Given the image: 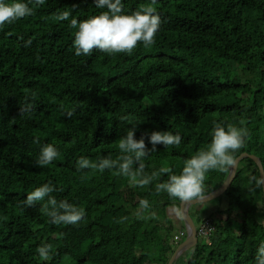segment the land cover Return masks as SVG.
Instances as JSON below:
<instances>
[{
    "label": "trees",
    "instance_id": "16d2710c",
    "mask_svg": "<svg viewBox=\"0 0 264 264\" xmlns=\"http://www.w3.org/2000/svg\"><path fill=\"white\" fill-rule=\"evenodd\" d=\"M150 3L122 0L123 14ZM154 7L162 19L156 43L131 55H75L70 20L107 11L94 0H46L33 16L0 30V264H167L177 246L173 235L185 237L180 201L155 194L167 175L140 188L115 170L77 171L80 157L117 159L119 139L133 126L149 149L152 132L182 137L179 147L157 145L142 161L148 174L170 168L179 175L211 143L215 123L246 128V147L235 156L253 155L264 170V0H157ZM65 10L70 19H56ZM26 98L34 107L21 115ZM47 144L60 155L39 167ZM228 173L209 172L207 194ZM258 180L255 163L243 158L216 208L190 207L211 208L199 225L209 219L214 231L209 244L197 239L174 264H255L264 243ZM49 181L58 189L53 197L85 210L78 225L53 224L41 212L47 198L23 205ZM142 199L149 210H140ZM42 244L52 245L47 261L36 251Z\"/></svg>",
    "mask_w": 264,
    "mask_h": 264
},
{
    "label": "clouds",
    "instance_id": "9594fccd",
    "mask_svg": "<svg viewBox=\"0 0 264 264\" xmlns=\"http://www.w3.org/2000/svg\"><path fill=\"white\" fill-rule=\"evenodd\" d=\"M45 3L46 0H28L27 3L19 0L6 3L5 0H0V30L6 25L33 16L35 8ZM94 3L97 8L107 11L80 22L75 18L70 20L69 27L76 29L74 35L76 56L92 55L94 50L109 56L131 55L140 44L145 48L155 45L162 27L161 16L154 7L157 0H151L149 5L132 14H123L122 0H94ZM71 16L72 12L65 10L58 12L56 19L68 21ZM30 43L31 41H28V44ZM34 98L33 96L32 99ZM33 107V104L27 103L26 98L25 105L20 106V114L31 112ZM72 115L73 113H68L69 117ZM240 124L242 125L243 121H240ZM248 137L249 133L244 127L232 123H228L225 127L222 123H215L211 143L206 149H201L187 159L179 175L173 174L170 168H161L148 174L142 161L157 151V145H164L166 149L171 146L179 147L182 137L172 132H152L148 136V141L152 145L149 149L144 137L139 140L135 138V126H133L127 131L126 136L119 139L118 147L121 155L117 159L108 156L96 163L89 158L80 157L77 161V171L91 169L102 174L105 170H115V175L128 178L130 186L140 188L157 181L161 174H166L167 180L155 184V194L166 193L170 199L179 200L182 204H205L210 197L205 188L207 174L211 171L227 173L234 169L237 164L235 153L246 147ZM34 142L39 143V139ZM59 155L54 145L47 144L42 147L36 163L39 167H45ZM262 185L264 179L258 180L257 187ZM57 190L49 181L29 193L22 203L27 207H35L37 203L47 198V202L41 207V212L47 215L53 224L78 225L86 216L85 210L70 204L67 200L58 201L51 195ZM139 205L142 212L151 207L147 199L140 200ZM152 215L154 216V213ZM177 215H179L178 211ZM36 251L42 260L47 261L52 256V245L42 244ZM255 264H264V243H261L257 250Z\"/></svg>",
    "mask_w": 264,
    "mask_h": 264
},
{
    "label": "water",
    "instance_id": "95a60500",
    "mask_svg": "<svg viewBox=\"0 0 264 264\" xmlns=\"http://www.w3.org/2000/svg\"><path fill=\"white\" fill-rule=\"evenodd\" d=\"M243 158L251 159L258 168L260 180L264 179V170L262 168L260 160L253 155L241 153L238 157H236L237 164H236L235 168L231 169L229 171L227 178L225 179L224 183L218 189L209 193L210 197L208 200H206L205 203L211 202V201L219 198L220 196H222L224 194L226 189L229 187V185L233 181V178L235 176L239 161L242 160ZM262 192H263V219H262L261 224L264 228V185H262ZM194 205H198V204H196V203L182 204L181 202H179V204H178L179 216H180V219L182 220V222L184 223L185 237L177 245V247L175 248V250L171 254L167 264H174L175 260L182 253V251H184V250L186 251L187 249L194 247L197 243L196 228L194 225L193 217L190 213V207H192Z\"/></svg>",
    "mask_w": 264,
    "mask_h": 264
},
{
    "label": "built area",
    "instance_id": "2783aa9c",
    "mask_svg": "<svg viewBox=\"0 0 264 264\" xmlns=\"http://www.w3.org/2000/svg\"><path fill=\"white\" fill-rule=\"evenodd\" d=\"M214 231V227L212 222L209 219H206L202 221V223L199 225V227L196 229V237L199 239V241H202L203 243L209 244V236ZM183 237V233L180 232L177 235H174L175 243H180L181 239Z\"/></svg>",
    "mask_w": 264,
    "mask_h": 264
},
{
    "label": "rangeland",
    "instance_id": "374dc122",
    "mask_svg": "<svg viewBox=\"0 0 264 264\" xmlns=\"http://www.w3.org/2000/svg\"><path fill=\"white\" fill-rule=\"evenodd\" d=\"M208 205L211 208H216L218 206L217 201H215V200L214 201H211ZM211 208H209V209L206 208L205 209V207L204 208L203 207H199L198 209H200V210L197 211L198 213H195L194 209L193 210H190V213H192L191 215H194L193 218L195 219V224H194L195 225V228H198L199 227V223H200L199 219H202V218H205V217L208 216L209 211H207V210H211ZM168 214H169V216L174 217V214L172 213V211L171 212H168ZM183 225H184V223H183ZM175 245H178V244H175ZM184 252H185V250L182 251V253H184Z\"/></svg>",
    "mask_w": 264,
    "mask_h": 264
}]
</instances>
